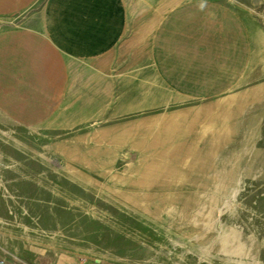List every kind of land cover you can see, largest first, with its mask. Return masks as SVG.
<instances>
[{"label":"rangeland","instance_id":"obj_1","mask_svg":"<svg viewBox=\"0 0 264 264\" xmlns=\"http://www.w3.org/2000/svg\"><path fill=\"white\" fill-rule=\"evenodd\" d=\"M48 1L0 11V43L41 32ZM121 1L118 43L65 56L41 119L8 114L29 99L7 73L23 55L0 49V264H264V0ZM195 3L238 21L248 57L217 96L171 89L155 64L162 19Z\"/></svg>","mask_w":264,"mask_h":264},{"label":"crops","instance_id":"obj_2","mask_svg":"<svg viewBox=\"0 0 264 264\" xmlns=\"http://www.w3.org/2000/svg\"><path fill=\"white\" fill-rule=\"evenodd\" d=\"M31 1L0 0V11L21 9ZM228 16L223 10L195 3L173 8L162 19L155 36L154 59L171 89L212 97L238 81L248 57L233 43L241 35L240 28L238 21ZM216 27L227 28L225 37L219 36L223 34ZM124 29L121 0H49L41 32L14 33L7 43H0L9 56L15 52L23 55L21 69H14L9 61L7 73L22 72L24 86L20 89L29 99L23 106L9 102L8 114L23 122L46 117L66 91L65 56L103 57L115 47Z\"/></svg>","mask_w":264,"mask_h":264}]
</instances>
